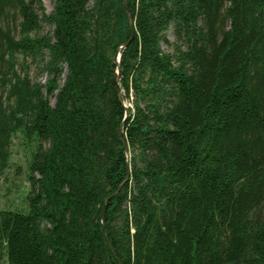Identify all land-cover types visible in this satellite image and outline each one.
<instances>
[{
	"label": "trees",
	"instance_id": "trees-1",
	"mask_svg": "<svg viewBox=\"0 0 264 264\" xmlns=\"http://www.w3.org/2000/svg\"><path fill=\"white\" fill-rule=\"evenodd\" d=\"M20 130L7 264H264V0H0V177Z\"/></svg>",
	"mask_w": 264,
	"mask_h": 264
},
{
	"label": "rangeland",
	"instance_id": "rangeland-1",
	"mask_svg": "<svg viewBox=\"0 0 264 264\" xmlns=\"http://www.w3.org/2000/svg\"><path fill=\"white\" fill-rule=\"evenodd\" d=\"M46 12L50 13L53 9L55 0H42ZM49 30L48 27L44 29V33ZM170 41L174 40L172 31L167 35ZM164 51H169L170 48L166 44H163ZM37 63L28 61L27 67H29V73L32 79L41 80L45 82L46 75L40 77ZM19 70L21 68L19 67ZM126 106H130L129 99L125 102ZM40 142L37 135L27 136L20 130L13 138L12 142V156L11 167L6 172L5 176L0 177V211L3 209H9L18 211L21 213H27L29 211V204L27 200L30 183V163L34 157V154L38 150ZM5 249L0 247V264H7L8 258L4 253Z\"/></svg>",
	"mask_w": 264,
	"mask_h": 264
},
{
	"label": "water",
	"instance_id": "water-1",
	"mask_svg": "<svg viewBox=\"0 0 264 264\" xmlns=\"http://www.w3.org/2000/svg\"><path fill=\"white\" fill-rule=\"evenodd\" d=\"M127 5V3H126ZM127 11H128V16H129V20H130V25H131V28H132V25H133V18H132V13H131V10L127 7ZM131 34H132V37L131 39H133V31L131 29ZM130 43V41H128L127 43H125L122 47L124 46H127L128 44ZM120 58H121V54L120 52L117 53V56L115 57V62L118 66L117 68V71H116V81H117V84H118V93H119V96L121 98V100H124L123 98V95H122V89H121V85H120V81H121V67H120ZM126 106V105H125ZM127 107V106H126ZM128 115V112H126V116ZM123 140H124V143H125V149H126V153H127V156L128 158L130 157V150H129V147L127 146L126 144V139H125V135H123ZM130 178V173L128 174L126 180H129ZM121 188V187H120ZM119 188V189H120ZM118 189V191H119ZM115 195V194H114ZM104 216H103V222H104ZM111 247V246H110ZM112 250V248H111ZM113 251V250H112Z\"/></svg>",
	"mask_w": 264,
	"mask_h": 264
}]
</instances>
